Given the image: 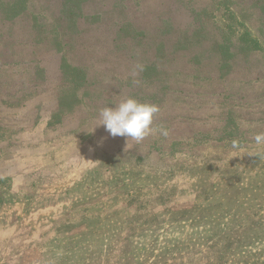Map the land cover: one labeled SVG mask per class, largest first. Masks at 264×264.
<instances>
[{"label": "rangeland", "instance_id": "rangeland-1", "mask_svg": "<svg viewBox=\"0 0 264 264\" xmlns=\"http://www.w3.org/2000/svg\"><path fill=\"white\" fill-rule=\"evenodd\" d=\"M258 134L264 0H0V264H264Z\"/></svg>", "mask_w": 264, "mask_h": 264}, {"label": "clouds", "instance_id": "clouds-1", "mask_svg": "<svg viewBox=\"0 0 264 264\" xmlns=\"http://www.w3.org/2000/svg\"><path fill=\"white\" fill-rule=\"evenodd\" d=\"M143 70L144 66L137 64L131 74L136 77ZM133 82L139 83L138 80ZM159 111V106L156 104L140 102L128 97L112 107L101 108L99 110V125H103L112 137L123 136L140 142L154 131L152 128L153 119ZM162 134L166 136L168 133L166 130H162ZM255 139L257 142L264 140V134H258Z\"/></svg>", "mask_w": 264, "mask_h": 264}]
</instances>
